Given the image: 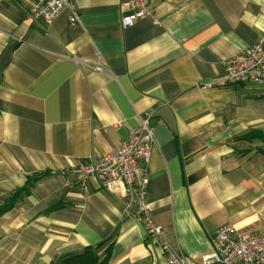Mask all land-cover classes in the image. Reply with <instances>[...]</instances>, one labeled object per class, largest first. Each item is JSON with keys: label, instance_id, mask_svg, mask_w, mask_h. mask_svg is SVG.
Instances as JSON below:
<instances>
[{"label": "crops", "instance_id": "obj_1", "mask_svg": "<svg viewBox=\"0 0 264 264\" xmlns=\"http://www.w3.org/2000/svg\"><path fill=\"white\" fill-rule=\"evenodd\" d=\"M124 1L73 0L74 23L69 9L48 23L0 0V205L37 178L0 216V264L103 254L110 238L109 264H166L120 192L71 172L147 112L146 203L165 245L198 264L223 226L264 232V142L244 138L264 133V89L213 85L225 60L264 40V0H151L127 27Z\"/></svg>", "mask_w": 264, "mask_h": 264}, {"label": "built area", "instance_id": "obj_2", "mask_svg": "<svg viewBox=\"0 0 264 264\" xmlns=\"http://www.w3.org/2000/svg\"><path fill=\"white\" fill-rule=\"evenodd\" d=\"M23 8L33 21L51 22L63 10L71 11L70 22L77 19L73 0H8ZM128 11L122 18L127 27L136 20L152 14L151 0H125ZM263 39L248 47L242 54L224 61V74L213 85H251L264 89ZM97 71L98 62L91 65ZM152 113L139 117V124L127 139L108 154L71 169L76 182L84 187L95 180L101 189L120 192L124 199L125 212L142 226L145 239L159 245L166 255V264H190L184 257L175 255L163 242L161 228L150 216L146 203V165L150 160L151 147L155 143ZM198 264H264V232L239 234L232 225L223 226L215 232L212 251L201 258Z\"/></svg>", "mask_w": 264, "mask_h": 264}, {"label": "trees", "instance_id": "obj_3", "mask_svg": "<svg viewBox=\"0 0 264 264\" xmlns=\"http://www.w3.org/2000/svg\"><path fill=\"white\" fill-rule=\"evenodd\" d=\"M246 139H261L264 142V133L261 132H249L244 136ZM37 178H28V181L24 186L14 190L10 195L6 196L0 205V216L5 212L12 209L19 200L21 194H28V187L31 186L32 180ZM60 207L57 205L55 208ZM111 238L108 240L110 243L103 251V254H100L102 245L91 247L88 246L79 254H62L54 264H109L110 259V248L112 246Z\"/></svg>", "mask_w": 264, "mask_h": 264}, {"label": "bare ground", "instance_id": "obj_4", "mask_svg": "<svg viewBox=\"0 0 264 264\" xmlns=\"http://www.w3.org/2000/svg\"><path fill=\"white\" fill-rule=\"evenodd\" d=\"M156 245V244H155Z\"/></svg>", "mask_w": 264, "mask_h": 264}]
</instances>
